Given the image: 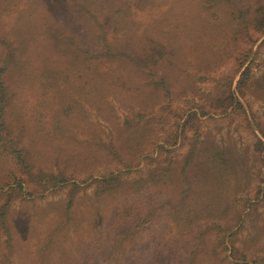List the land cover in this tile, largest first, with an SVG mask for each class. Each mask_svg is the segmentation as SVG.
Masks as SVG:
<instances>
[{"label":"rangeland","instance_id":"obj_1","mask_svg":"<svg viewBox=\"0 0 264 264\" xmlns=\"http://www.w3.org/2000/svg\"><path fill=\"white\" fill-rule=\"evenodd\" d=\"M5 65L0 264H264V0H0Z\"/></svg>","mask_w":264,"mask_h":264},{"label":"trees","instance_id":"obj_2","mask_svg":"<svg viewBox=\"0 0 264 264\" xmlns=\"http://www.w3.org/2000/svg\"><path fill=\"white\" fill-rule=\"evenodd\" d=\"M9 71V67L7 65H5L3 68L0 69V89L2 90L1 94H0V99L3 100L4 99V93H5V79H4V76L6 75V73H8ZM247 74L246 73H243V77L242 79L245 81L247 80ZM243 80L240 81V84L243 82ZM3 108L4 106L0 107V126H3ZM117 177H110V178H104V182L105 183H109L111 180H116Z\"/></svg>","mask_w":264,"mask_h":264}]
</instances>
